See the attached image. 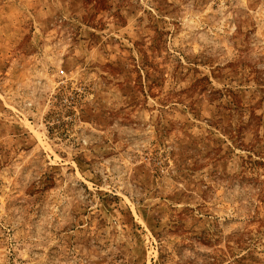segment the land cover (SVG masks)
Segmentation results:
<instances>
[{"label":"rangeland","instance_id":"374dc122","mask_svg":"<svg viewBox=\"0 0 264 264\" xmlns=\"http://www.w3.org/2000/svg\"><path fill=\"white\" fill-rule=\"evenodd\" d=\"M0 264H264V0H0Z\"/></svg>","mask_w":264,"mask_h":264}]
</instances>
